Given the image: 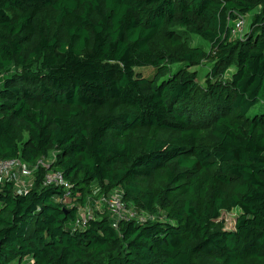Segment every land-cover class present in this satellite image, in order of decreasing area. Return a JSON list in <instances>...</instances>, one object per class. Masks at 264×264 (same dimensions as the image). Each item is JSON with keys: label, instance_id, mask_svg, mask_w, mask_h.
Masks as SVG:
<instances>
[{"label": "trees", "instance_id": "1", "mask_svg": "<svg viewBox=\"0 0 264 264\" xmlns=\"http://www.w3.org/2000/svg\"><path fill=\"white\" fill-rule=\"evenodd\" d=\"M207 61L202 87L190 69ZM259 104L264 0H0V161L55 153L74 199L44 186L49 168L26 194L0 186V264H264ZM118 189L157 219L116 229L95 211L73 229L80 207Z\"/></svg>", "mask_w": 264, "mask_h": 264}, {"label": "built area", "instance_id": "2", "mask_svg": "<svg viewBox=\"0 0 264 264\" xmlns=\"http://www.w3.org/2000/svg\"><path fill=\"white\" fill-rule=\"evenodd\" d=\"M245 27V16H239L236 20L235 31L241 34L245 30ZM55 162V153L41 158L33 166L24 163L21 159L0 161V186L13 183L19 194H26L32 187L33 176L37 170L39 168H49L50 172L44 179V186L64 188L65 196L61 202L73 206L74 199L72 198L71 187L65 181L63 173L55 168ZM99 192V188H96L94 195L97 197L100 195ZM95 211H99L100 213L108 211L111 215L112 225L116 229L119 228V223L122 221L137 220L140 223H145L157 219L154 215L138 212L128 207L123 200L122 190L118 189L111 194L101 195L97 200L91 199L90 205L86 207H80L73 229L86 228L89 222L94 219Z\"/></svg>", "mask_w": 264, "mask_h": 264}, {"label": "rangeland", "instance_id": "3", "mask_svg": "<svg viewBox=\"0 0 264 264\" xmlns=\"http://www.w3.org/2000/svg\"><path fill=\"white\" fill-rule=\"evenodd\" d=\"M258 10L252 12L251 14H247V16H245V21H246V29L243 31L244 34L247 32V29L249 28L250 25V19L252 18V16L257 12ZM243 32L240 34L237 31H235L234 37L235 38H240L241 36H243ZM184 34V38L189 42V44L193 47H201L202 49H204L206 52H209L211 50V45L209 43H207L206 41L202 40L201 38L189 34V33H183ZM187 65L186 64H176L174 66H172V70H171V75H174L176 72H178L180 69L182 68H186ZM213 67V62L212 61H207L204 64H202L199 67L196 68H191L190 70L192 72H197L199 75L198 78V82L200 84V86L205 87V80L207 75L209 74L211 68ZM138 71L142 72V74H144L145 76H147L146 78H152L155 74V69L153 68H137ZM236 69H232L229 74L227 75V78L231 79L233 74L235 73ZM165 77L163 80H166L168 78H170V76ZM263 104H259L256 107L252 108L251 111L248 114V117H253L256 114L260 113L262 111L263 108ZM97 188V187H95ZM241 215V211L239 209L233 210L231 212H224L221 216V218L219 219L218 222H222L224 225V229L226 231H234L235 227H236V223H237V219L239 218V216Z\"/></svg>", "mask_w": 264, "mask_h": 264}]
</instances>
